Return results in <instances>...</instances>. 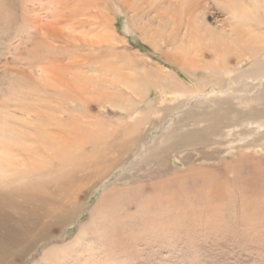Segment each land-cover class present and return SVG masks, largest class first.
<instances>
[{"label": "rangeland", "instance_id": "rangeland-1", "mask_svg": "<svg viewBox=\"0 0 264 264\" xmlns=\"http://www.w3.org/2000/svg\"><path fill=\"white\" fill-rule=\"evenodd\" d=\"M255 65L264 0H0V211L70 213L5 264H264V146L175 151L196 117L260 108Z\"/></svg>", "mask_w": 264, "mask_h": 264}, {"label": "bare ground", "instance_id": "bare-ground-1", "mask_svg": "<svg viewBox=\"0 0 264 264\" xmlns=\"http://www.w3.org/2000/svg\"><path fill=\"white\" fill-rule=\"evenodd\" d=\"M33 18L34 19H32L30 23L32 24L34 23L33 25L35 26V28H38V27L40 28V26L42 27V25L40 26L37 25L38 17L35 18V16L33 15ZM234 18H235V24L237 27L235 29L237 31L236 30L235 31L233 30V31H234V34L238 36V40L241 41L242 38L245 37V34L243 36H240V34L241 33L247 34L245 28L248 29V26L250 25V23H247L245 25L242 24L241 22L242 21L245 22L248 18L244 16L239 17L238 14L234 15ZM241 26H243L244 29H242ZM49 28H50V25L46 24L45 29L43 30L47 32ZM52 30H57V28L52 27ZM247 40L248 41L250 40V43L252 42L251 38ZM236 62L238 65L242 66L248 61L246 62L244 60L237 59ZM255 66L257 67L256 69L252 68L253 69L252 72L248 71L249 75L250 76L252 75V77H254L253 78L254 80L263 79L264 73H261V72L262 71L264 72V69L262 70V68H260L259 65H255ZM228 79L232 84L235 83L234 78L228 77ZM231 83L229 84L232 85ZM132 85L123 82V83L118 84L117 86L119 88L124 89L130 94L133 89ZM217 89H213V93L216 92ZM109 103L112 104L114 108H116L118 111L122 113L126 111L125 109H128L127 104H126L127 102L123 101L122 96L115 95L114 97L111 98V100H109ZM252 103H255L257 105L260 104L259 106L260 108L251 107L248 113L247 112L242 113L243 112L242 108L238 110V109L233 108L231 105H227L226 109L224 110L215 109L210 114L208 115L205 114L202 120L196 117V119L192 121V125H195L194 127H197L200 124H203L204 128L203 127H201V129L196 128L194 131L189 132L187 136H184L181 139V141L178 140L177 143L175 144V148H176L175 151L183 152L185 148H188V149L191 148V150L193 148V151L199 156L206 155V152L204 151L205 149H209L210 154L217 153V150H215L214 148L215 146L212 147L214 143H211L210 138L212 139L216 138L215 140H217L218 147H224L221 149L225 151L226 150L232 151L234 149H240V150L252 152L254 150L256 151V149L260 147H263L264 146V92L260 94V99L257 98ZM227 138H229V140H227ZM195 147H198V149L195 150L194 149ZM241 159L242 158H240V161ZM242 164L243 163H241V165ZM235 165L236 163H234V165H231L230 168L234 169ZM248 169L256 177H264V176H261V173H263L264 171L259 166L258 167L249 166ZM193 173H194L193 174L194 177L199 178L201 181H203V183L209 182L213 179H217L218 177H220V175L216 172L211 173V172L199 171V172H193ZM243 183L246 184L247 181ZM32 199L33 198L26 197L25 202L27 206L24 207L25 208L24 212L29 214L30 216H33L32 219L31 218L26 219L24 218L22 214L21 215L19 214L17 218L15 217L16 220L14 221V223L10 224V223L5 222V218H4L5 215L2 214L3 212L1 213L0 211V264H5L6 259L10 257L11 255H16V252L20 254L27 253L33 248L35 244H38L41 242L45 243V241L50 239V237L53 236L58 231V229L61 228L65 224L67 218L69 217V214H70L69 211L64 210L62 203L60 202L56 203V207L54 210L53 209L46 210L44 207L46 206L45 205L46 199L39 200L40 207L37 212H35L34 210L32 211L30 208H28L29 207L28 203ZM250 207L251 206H249V208Z\"/></svg>", "mask_w": 264, "mask_h": 264}]
</instances>
